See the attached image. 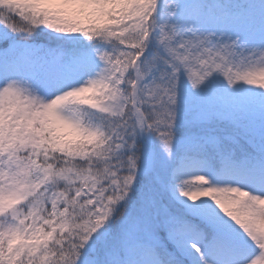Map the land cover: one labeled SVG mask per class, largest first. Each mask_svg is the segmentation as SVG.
<instances>
[{
	"label": "snow or ice",
	"instance_id": "6c2138e0",
	"mask_svg": "<svg viewBox=\"0 0 264 264\" xmlns=\"http://www.w3.org/2000/svg\"><path fill=\"white\" fill-rule=\"evenodd\" d=\"M0 264H264V0H0Z\"/></svg>",
	"mask_w": 264,
	"mask_h": 264
}]
</instances>
